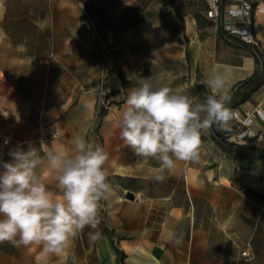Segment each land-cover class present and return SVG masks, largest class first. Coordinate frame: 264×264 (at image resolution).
Here are the masks:
<instances>
[{
  "label": "rangeland",
  "instance_id": "374dc122",
  "mask_svg": "<svg viewBox=\"0 0 264 264\" xmlns=\"http://www.w3.org/2000/svg\"><path fill=\"white\" fill-rule=\"evenodd\" d=\"M0 9L4 16L15 18L1 26L26 39L33 54L28 58L49 55L53 75L67 74L62 88H55L59 94H68L66 101L88 94L97 84L102 66L111 71L106 84L113 91L121 89L125 97L149 78L174 90L182 88L194 102L210 94L200 81L201 55L196 54L197 47L190 46L189 37L196 30L208 35L218 25L204 18L200 0H0ZM111 104L97 107L95 99L84 136L105 151L113 147L109 140L113 129L104 131L100 124L113 117ZM213 131L228 141L225 133L232 129L214 125ZM246 145L264 149V142ZM120 164L121 168L105 167L114 195L101 201L97 228L86 227L67 256H52L48 264H119L114 245L125 255L123 264H142V254L136 250L141 245L127 247L126 240L147 235L149 231L143 228L148 224L156 228L170 204H184L185 215L189 214L175 223L182 241L187 238L191 216L203 231L193 233L190 256L181 243L176 258L181 264L187 260L188 264H264V157H229L208 130L201 136L198 161H177L173 170H166L159 161L133 152L131 161L123 154ZM158 175L165 179L157 180ZM195 175L189 202L182 187L185 179L193 181ZM167 194L174 195L172 203L142 199V195ZM247 245L251 255L243 260L239 253ZM13 260L12 264L37 262Z\"/></svg>",
  "mask_w": 264,
  "mask_h": 264
},
{
  "label": "clouds",
  "instance_id": "9594fccd",
  "mask_svg": "<svg viewBox=\"0 0 264 264\" xmlns=\"http://www.w3.org/2000/svg\"><path fill=\"white\" fill-rule=\"evenodd\" d=\"M206 84L210 94L196 102L182 88L174 90L158 79H145L130 89L116 120L124 146L137 157L159 161L166 170H173L177 161H198L202 133L212 125L227 127L234 115L226 106L227 75L213 69ZM9 156L0 160V243L38 247L36 264L67 256L86 227L97 228L101 201L114 195L104 167L108 153L78 138L71 154L49 149L41 156L34 147H17ZM41 164L54 173L59 196L40 179Z\"/></svg>",
  "mask_w": 264,
  "mask_h": 264
},
{
  "label": "crops",
  "instance_id": "0c3cea01",
  "mask_svg": "<svg viewBox=\"0 0 264 264\" xmlns=\"http://www.w3.org/2000/svg\"><path fill=\"white\" fill-rule=\"evenodd\" d=\"M200 1L203 16L209 21L204 14V2ZM251 1L255 5L264 6V0ZM239 2L240 0H221L220 7L222 10H227L237 6ZM14 19L4 16L0 9V160H10L9 151L17 147L25 151L29 147H34L41 156L49 149L61 154H71L74 151L75 140L84 139L89 120L93 116L95 98L88 93L79 94L71 102L66 101L68 94H59L55 88L58 86L62 88L64 85L62 81L66 79L67 74H61L60 77L53 75L55 71H53V63L49 55L28 58L33 54L27 47L26 39L1 26ZM252 30L256 45L243 43L239 38L227 35L220 25L217 31L208 35L196 30L189 37L190 46L197 47L199 51L196 54L201 55L202 58L203 67L199 70V76L204 89L210 92L206 79L213 69L225 73L227 95L232 87L235 86V89H238L229 100L231 107L234 102L237 105H233L230 109L240 112L254 108L264 111V79L258 85L253 82L242 84L254 72L255 54L264 68V11L253 14ZM162 31L166 32V30ZM65 91L68 92V89ZM228 97L230 98V95ZM125 99L126 97L119 105H112L110 113L113 117L100 124V129L104 131L113 129L109 139L113 147L106 151L108 160L104 167L107 168H121L120 158L123 154L126 160H132L133 151L124 146L119 129L116 127V120L114 121L122 111ZM54 110H57L55 115ZM225 128L233 130L232 122L230 121ZM253 128L261 129L258 120L254 121ZM54 133H56L55 137H53ZM4 140L7 142L4 143ZM124 166L128 165L124 164ZM37 172L49 190L59 196L54 173L45 164L39 165ZM184 182L182 187L184 199L188 197L190 202V189L193 184H196V175L193 181L185 179ZM54 186H56L55 192ZM142 196L144 200L155 199L169 201V203H172L174 198L172 194ZM162 213L164 216L160 215L162 220L156 228L152 224L143 228L144 231H149L147 235L134 236L126 240L127 247L137 243L141 245L136 247V250L142 254V264H181V259H176L181 254V243L185 245L184 253L187 252V257L190 256L193 233L200 231L194 225L191 216L190 223L186 227L188 234L186 240L182 241L180 234L175 232V223L189 216L188 212L185 215L184 204H170ZM37 254L36 246L15 247L9 242L0 243V264H12L13 259L36 260Z\"/></svg>",
  "mask_w": 264,
  "mask_h": 264
},
{
  "label": "built area",
  "instance_id": "2783aa9c",
  "mask_svg": "<svg viewBox=\"0 0 264 264\" xmlns=\"http://www.w3.org/2000/svg\"><path fill=\"white\" fill-rule=\"evenodd\" d=\"M205 5V17L213 24L220 25L222 30L230 36L239 38L243 43L256 45L253 36V14L264 11V6L255 5L251 0H240L239 4L227 10H222L221 0H203ZM111 75V71L102 66L100 78L92 89L86 91L93 93L96 99L97 107H107L120 104L124 99V93L120 90L113 91L106 80ZM233 112L232 122L233 130L231 133H225L226 139L237 145L255 144L264 142V111L258 108L252 110L230 109ZM258 120L261 129L253 128L254 121ZM56 133L53 134V137ZM7 142L4 140V143ZM240 258L246 260L251 255V249L247 245L239 253Z\"/></svg>",
  "mask_w": 264,
  "mask_h": 264
},
{
  "label": "trees",
  "instance_id": "16d2710c",
  "mask_svg": "<svg viewBox=\"0 0 264 264\" xmlns=\"http://www.w3.org/2000/svg\"><path fill=\"white\" fill-rule=\"evenodd\" d=\"M255 68L254 72L251 77L246 79L245 81L242 82V84H248V83H255V85H258L262 79H264V68H262L257 54H255ZM238 89H235V86L232 87L228 95H230V98L228 99V102H226V106L230 109L231 105L229 104V100L232 99V97L236 94ZM105 114V111H102L100 114L103 116ZM213 126L212 125L209 130H210V135L212 140L226 153L227 156L229 157H244V158H261L264 157V149H259L255 145H237L231 142H228L226 140L221 139L215 132L213 131ZM114 250L117 254V260L119 264H123V258L125 255L123 254V251L119 249L118 246L114 245Z\"/></svg>",
  "mask_w": 264,
  "mask_h": 264
},
{
  "label": "water",
  "instance_id": "95a60500",
  "mask_svg": "<svg viewBox=\"0 0 264 264\" xmlns=\"http://www.w3.org/2000/svg\"><path fill=\"white\" fill-rule=\"evenodd\" d=\"M129 195H131V193H128Z\"/></svg>",
  "mask_w": 264,
  "mask_h": 264
}]
</instances>
